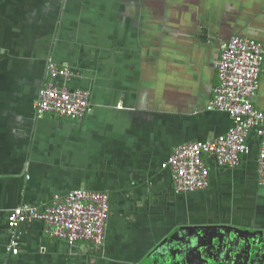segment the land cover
Listing matches in <instances>:
<instances>
[{
	"label": "crops",
	"instance_id": "0c3cea01",
	"mask_svg": "<svg viewBox=\"0 0 264 264\" xmlns=\"http://www.w3.org/2000/svg\"><path fill=\"white\" fill-rule=\"evenodd\" d=\"M264 44V0H0V264H264L259 138L235 167L205 156V190L177 194L162 164L175 148L226 134L209 111L220 46ZM82 73L91 111L77 120L34 110L48 64ZM254 106L264 111V62ZM105 192L104 244L49 238L7 214L55 194Z\"/></svg>",
	"mask_w": 264,
	"mask_h": 264
},
{
	"label": "built area",
	"instance_id": "2783aa9c",
	"mask_svg": "<svg viewBox=\"0 0 264 264\" xmlns=\"http://www.w3.org/2000/svg\"><path fill=\"white\" fill-rule=\"evenodd\" d=\"M263 62L264 44L261 41L234 35L221 44L216 62L218 83L207 109L225 112L232 125L226 134L214 140L178 146L162 164V168L170 172L177 194L198 192L208 187L205 156L213 157L220 167L237 166L241 157L249 152L247 139L252 131L259 138L257 181L264 189V111L253 104ZM47 68L48 80L34 105L36 114L77 120L90 113L89 90L69 86L72 81L81 80L82 73L65 64L49 63ZM108 214L107 193L82 189L55 194L42 206H17L7 214L11 238L6 250L17 254L18 242L14 233L25 222H40L49 238L64 241L71 247L79 243L100 247L105 240Z\"/></svg>",
	"mask_w": 264,
	"mask_h": 264
}]
</instances>
